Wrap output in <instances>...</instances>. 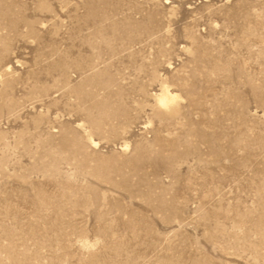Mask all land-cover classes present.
Wrapping results in <instances>:
<instances>
[{
  "label": "rangeland",
  "instance_id": "1",
  "mask_svg": "<svg viewBox=\"0 0 264 264\" xmlns=\"http://www.w3.org/2000/svg\"><path fill=\"white\" fill-rule=\"evenodd\" d=\"M0 264H264V0H0Z\"/></svg>",
  "mask_w": 264,
  "mask_h": 264
},
{
  "label": "bare ground",
  "instance_id": "2",
  "mask_svg": "<svg viewBox=\"0 0 264 264\" xmlns=\"http://www.w3.org/2000/svg\"><path fill=\"white\" fill-rule=\"evenodd\" d=\"M178 97L177 93L172 92L168 87L164 86L157 95V102L165 108H170L176 103Z\"/></svg>",
  "mask_w": 264,
  "mask_h": 264
}]
</instances>
